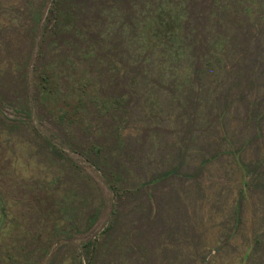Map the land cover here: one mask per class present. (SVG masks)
I'll use <instances>...</instances> for the list:
<instances>
[{
	"label": "rangeland",
	"instance_id": "obj_1",
	"mask_svg": "<svg viewBox=\"0 0 264 264\" xmlns=\"http://www.w3.org/2000/svg\"><path fill=\"white\" fill-rule=\"evenodd\" d=\"M165 3L0 0V264H264V0Z\"/></svg>",
	"mask_w": 264,
	"mask_h": 264
},
{
	"label": "trees",
	"instance_id": "obj_2",
	"mask_svg": "<svg viewBox=\"0 0 264 264\" xmlns=\"http://www.w3.org/2000/svg\"><path fill=\"white\" fill-rule=\"evenodd\" d=\"M165 1L167 3H165L164 5L169 4V2H171V0H165ZM104 6H106V4ZM219 6H220V8H215L217 11L216 12H213V13H211V8H203V11H202L203 14L200 13V15L198 17L199 18V22H198L197 25H198L199 30L200 29H205V28H207V29H209V28L210 29H215L216 28V25H212L214 23L213 22H210V17L213 16V15H215V14H217L220 10H223L222 9V5L220 4ZM108 13L111 14V15H113V16H118V15H120L121 12H119V9H117V11L115 9H112V8L109 11L107 9H105L104 14H108ZM131 18H132V16H131ZM201 20L202 21L203 20H207L208 23H204L203 22L201 24L200 23ZM210 25H212V26H210ZM120 26L123 27V25H120ZM124 30H126V29H124ZM184 32H185V28H184ZM185 34H186L187 38L189 39L190 36L188 35L187 31L185 32ZM196 40H197V47H196L197 49L196 50L197 51L199 50L200 52H202L204 50V48H206V45H205V43H202L199 38H196ZM141 41L144 43V41H146V40H145V38H141Z\"/></svg>",
	"mask_w": 264,
	"mask_h": 264
}]
</instances>
